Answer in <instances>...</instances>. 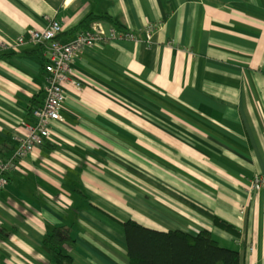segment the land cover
Masks as SVG:
<instances>
[{"label": "crops", "instance_id": "1", "mask_svg": "<svg viewBox=\"0 0 264 264\" xmlns=\"http://www.w3.org/2000/svg\"><path fill=\"white\" fill-rule=\"evenodd\" d=\"M104 15L136 39L77 57L82 89L65 88L64 120L0 193V264H54L44 242L58 226L73 264H129V221L208 231L264 264V190H249L264 175V0H0V41L56 21L67 43ZM45 64L40 46L0 51V161L45 102Z\"/></svg>", "mask_w": 264, "mask_h": 264}, {"label": "built area", "instance_id": "2", "mask_svg": "<svg viewBox=\"0 0 264 264\" xmlns=\"http://www.w3.org/2000/svg\"><path fill=\"white\" fill-rule=\"evenodd\" d=\"M154 28L148 26L146 34L151 38ZM64 31L63 26L52 21L43 31L31 30L28 38L21 36L13 43L0 41V51L19 49L27 44L40 46L46 58L45 71L47 73V97L40 107L32 109V123L23 122L28 135L17 138L18 146L14 155L5 161H0V193L9 185L8 174L14 171L17 164L25 161L32 154L36 146L41 145L50 137L51 126L54 122H62V110L67 99L66 87L76 90L82 89L81 79L78 78L73 65L77 57L85 49L107 44L116 39L135 40L134 34L119 36L114 28L107 34L102 25L95 23L88 31L77 34L73 41L62 43L58 36ZM252 192L264 190V175L255 176L249 185Z\"/></svg>", "mask_w": 264, "mask_h": 264}, {"label": "trees", "instance_id": "3", "mask_svg": "<svg viewBox=\"0 0 264 264\" xmlns=\"http://www.w3.org/2000/svg\"><path fill=\"white\" fill-rule=\"evenodd\" d=\"M108 22L121 37L129 32L117 20L108 15L87 17L78 27L80 32L88 31L93 23ZM217 228L236 234L232 226L218 219ZM127 242L129 264H241L240 254L222 247L208 231L196 235L169 231L161 232L146 228L136 222L122 224ZM75 244L72 229L58 226L44 242L49 261L54 264H73L67 254Z\"/></svg>", "mask_w": 264, "mask_h": 264}]
</instances>
